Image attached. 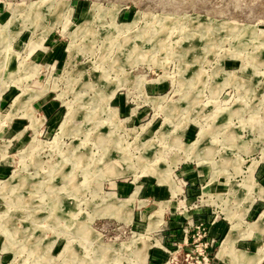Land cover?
Listing matches in <instances>:
<instances>
[{
    "label": "rangeland",
    "instance_id": "374dc122",
    "mask_svg": "<svg viewBox=\"0 0 264 264\" xmlns=\"http://www.w3.org/2000/svg\"><path fill=\"white\" fill-rule=\"evenodd\" d=\"M256 229L264 0H0V264H259Z\"/></svg>",
    "mask_w": 264,
    "mask_h": 264
},
{
    "label": "crops",
    "instance_id": "0c3cea01",
    "mask_svg": "<svg viewBox=\"0 0 264 264\" xmlns=\"http://www.w3.org/2000/svg\"><path fill=\"white\" fill-rule=\"evenodd\" d=\"M34 100H33V102H35ZM33 107H34V105H33ZM34 109H35V107H34ZM188 136H190V133H189ZM215 180H216V177L214 176V177H212V179L210 181H215ZM215 183H216V181H215ZM111 192H113V191H111ZM251 206H253V205H251ZM250 208H249V210H250ZM249 210L247 211V213L249 212ZM231 226H232L231 220H230V224H228V222H226L224 220H215V222H212V224L210 225L211 234L214 237H217L221 233H225V235H224V237L222 239V241H223L228 236V234H229V232L231 230ZM246 228H248V226L247 227H243L242 226V229H246ZM253 231L250 234L252 236V238H253L252 241H250V249L247 248V244H249V242L247 240H248V238H251V237H249L250 235H248V236H245V237L239 236L237 238V241H236V244H235V248L237 250L248 251V252H256L258 250V248H260V247H262V248H260L261 250L263 249V247H264V231H260V230H257V229L253 230ZM222 241H221V244H222ZM221 244H220V246H221ZM220 246H219L218 251L216 253V256L218 258V260H217L218 264H230L226 259H224L223 257L218 255L219 250H220ZM261 250L259 252H261ZM147 258H148V256H147ZM259 264H264V257H263V259L261 260V262Z\"/></svg>",
    "mask_w": 264,
    "mask_h": 264
},
{
    "label": "bare ground",
    "instance_id": "6f19581e",
    "mask_svg": "<svg viewBox=\"0 0 264 264\" xmlns=\"http://www.w3.org/2000/svg\"><path fill=\"white\" fill-rule=\"evenodd\" d=\"M19 100V99H18ZM113 163V162H112ZM111 163V164H112ZM92 164V163H91ZM54 171V170H53ZM116 172V171H115ZM31 202V201H30ZM32 205V204H31ZM56 209V208H55ZM58 209V208H57ZM59 211V210H58ZM62 213V212H61ZM68 214V213H67ZM261 219V218H260ZM231 240H227L224 244H223V247L222 248H225L228 244H229V242H230ZM225 252V251H224Z\"/></svg>",
    "mask_w": 264,
    "mask_h": 264
}]
</instances>
